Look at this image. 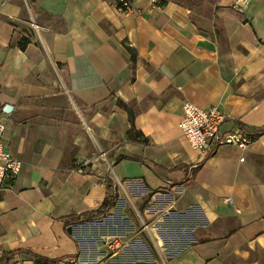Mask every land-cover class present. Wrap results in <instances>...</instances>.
Masks as SVG:
<instances>
[{"label":"crops","instance_id":"obj_1","mask_svg":"<svg viewBox=\"0 0 264 264\" xmlns=\"http://www.w3.org/2000/svg\"><path fill=\"white\" fill-rule=\"evenodd\" d=\"M113 1L0 0L3 143L22 163L0 190V257L264 264V0L243 12L233 0H135L133 13ZM184 101L218 107L223 132L253 141L193 151L177 126ZM104 176L114 205L69 223L101 203ZM160 211L186 223L144 222ZM8 264L36 263L19 252Z\"/></svg>","mask_w":264,"mask_h":264},{"label":"built area","instance_id":"obj_2","mask_svg":"<svg viewBox=\"0 0 264 264\" xmlns=\"http://www.w3.org/2000/svg\"><path fill=\"white\" fill-rule=\"evenodd\" d=\"M134 1L114 0L113 5L120 12L133 13ZM249 1L233 0L232 8L238 12H243L248 7ZM181 110L182 116L177 126L193 151L209 153L220 146H236L244 149L253 141V138L246 136L237 129L223 132L221 125L226 116L216 106L202 108L192 102L184 101ZM10 111L11 109L8 110L5 106L0 110V190L11 186L22 166L21 161L13 156L3 143L6 129L5 116L9 115Z\"/></svg>","mask_w":264,"mask_h":264},{"label":"trees","instance_id":"obj_3","mask_svg":"<svg viewBox=\"0 0 264 264\" xmlns=\"http://www.w3.org/2000/svg\"><path fill=\"white\" fill-rule=\"evenodd\" d=\"M117 104L122 107L128 115V121L130 123V128L126 132V136L128 138H133L134 137V120H133V111L130 106L122 102L120 99H117ZM123 157V156H121ZM104 181V186H105V195L101 201V203L94 209H91L86 212H82L80 214H70V219L73 222H86V221H92L96 219H100L103 216L106 215L107 211L114 205L115 199L117 197V193L114 188V182L109 176H104L103 178ZM19 252H26L30 256H32L34 262L36 264H52L55 262V260H49L45 257H42L38 254L32 253L29 250L26 249H18V250H10L6 251L2 254L0 257V264H8L10 259L13 257L15 253Z\"/></svg>","mask_w":264,"mask_h":264},{"label":"rangeland","instance_id":"obj_4","mask_svg":"<svg viewBox=\"0 0 264 264\" xmlns=\"http://www.w3.org/2000/svg\"><path fill=\"white\" fill-rule=\"evenodd\" d=\"M103 159H105V156H103ZM165 189H168V188H165ZM165 189L164 190H159L160 191V195L169 196V191L166 192ZM228 200H230V199H228ZM141 204L145 205V201L143 200ZM164 207H165V204H162L160 206V208H164ZM162 213H163V211H160L159 213H157L158 216L154 215V217H152V218L150 216H148V215H145L143 212L141 213V215L144 218V222H146L149 225H151V221H153L152 225H157V226L171 223V224L176 225L175 227H177V228H174V229H179L178 225H184L186 223V221L184 219H176V218H179L178 216L176 218H173L172 221H169L168 217L167 218H163ZM139 227H142L141 222L139 223ZM141 233H142L144 238H146L148 236L145 231H141ZM153 234L156 237V239H157V236L161 237V239H162V235H163L162 231L153 232ZM148 248L151 250V252L156 254V251H155L156 248L155 247H153L152 245H148Z\"/></svg>","mask_w":264,"mask_h":264},{"label":"water","instance_id":"obj_5","mask_svg":"<svg viewBox=\"0 0 264 264\" xmlns=\"http://www.w3.org/2000/svg\"><path fill=\"white\" fill-rule=\"evenodd\" d=\"M67 231H68V232L71 231V226H68V227H67ZM141 264H147V262H144V261H143V262H141Z\"/></svg>","mask_w":264,"mask_h":264}]
</instances>
